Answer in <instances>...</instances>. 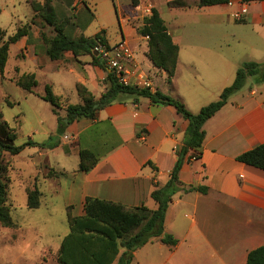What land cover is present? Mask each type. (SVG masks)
<instances>
[{
  "label": "crops",
  "instance_id": "crops-1",
  "mask_svg": "<svg viewBox=\"0 0 264 264\" xmlns=\"http://www.w3.org/2000/svg\"><path fill=\"white\" fill-rule=\"evenodd\" d=\"M170 1L135 0L133 4L132 0H84L86 7L77 1L81 15L88 16L81 19L77 37L84 35L96 21L99 29L85 37L104 31L109 46L125 41L133 56L129 65L132 78L144 75L151 91L158 90L179 100L196 114L209 103L206 94L220 95L232 84L236 70L245 62L229 52L231 40L237 39L230 29L237 25H232L230 19L254 36L253 41L244 43L245 54L252 57L247 62L264 63V1L228 0L226 4L202 8L197 6L199 0H184L188 4L185 8L168 7ZM240 6H245L247 12L237 21L232 14ZM152 9L158 12L178 48L170 82L166 73L148 60L147 39L137 32ZM115 23L119 34L110 38L104 29ZM188 23L197 25L192 34L185 32ZM27 40L20 43L24 45ZM241 41L237 39L239 44ZM34 47L23 58L31 57L33 61V70L29 73L36 79L47 77L44 87H50L62 107L81 103L77 85L85 87L95 99L105 91L109 69L91 65L90 56L75 59L67 52L61 59L50 61L34 53ZM187 124L173 106L152 104L148 98L113 102L100 109L94 119L82 118L66 127L60 138L67 141L63 154L66 158H75L76 166L72 170L62 164L58 168L50 165L49 154L53 150L38 148L27 154L35 166V160L40 162L36 177L32 173L28 176L29 187H36L43 198L47 194L46 186L45 189L41 186L49 183L52 195H65L70 214L76 209L77 214H71L72 217L83 215L86 198L125 208L144 206L155 210L157 205L150 195L155 187L161 188L167 183ZM203 130L200 158L187 160L188 152L178 178L184 187H202L206 193L177 192L166 211L164 232L178 243L170 247L159 239L153 241L167 249L170 256L179 255L178 250L184 248L197 252L184 255L181 262L178 256L175 264H245L248 252L264 244V171L239 163L236 157L264 145V82L249 84L247 89L230 96L206 121ZM54 131L49 135H54ZM80 150L89 151L97 158L88 172L78 171ZM50 170L59 175L46 178ZM181 211L189 213L191 231L181 230L180 226L168 230L167 222H175ZM190 232L193 235L188 239ZM19 259L21 264L27 262L22 255Z\"/></svg>",
  "mask_w": 264,
  "mask_h": 264
},
{
  "label": "trees",
  "instance_id": "trees-1",
  "mask_svg": "<svg viewBox=\"0 0 264 264\" xmlns=\"http://www.w3.org/2000/svg\"><path fill=\"white\" fill-rule=\"evenodd\" d=\"M55 0L27 1L33 18L38 16L42 21L53 29L55 33L51 39H42L45 45L44 54L50 61H56L63 57L64 53L70 52L75 59L80 56H90L91 65L106 68L101 62L99 55L95 56L94 49L100 44L108 48L104 38V31L96 33L92 37L80 35L77 38L68 36L58 23ZM80 1L85 7L84 0ZM135 4V0H132ZM243 3L260 2L264 0H241ZM228 3V0H199L197 6L210 7ZM168 7L185 8L188 4L184 0H172ZM92 18V15H90ZM88 22H91L92 19ZM138 34L147 39V58L152 66L166 73L167 81L174 76L178 48L173 44L167 32L164 21L155 9L145 17L142 25L138 28ZM29 27L18 28L13 36L7 38L0 45V75L4 73L7 62V54L10 45L16 44L23 38H29ZM257 77L258 84L264 82V63L244 62L236 70L232 84L226 87L219 98L203 106L196 114H192L179 100L173 99L158 90L151 91L149 88L123 86L118 83L114 74L110 71L106 75L107 87L98 99L81 85L76 86V91L81 99L77 105H68L64 110V117L60 118L57 109H60L59 99L54 96L50 87H44V95L40 99L52 107V113L57 117V131L60 136L72 122L85 118L94 119L97 112L113 102H122L127 99L148 98L152 104L173 106L188 124L184 133L182 147L177 152L178 159L170 173L167 183L152 191L151 199L156 203L155 210H149L144 206L125 208L112 202L96 198H86L83 203V215L72 217L67 215L68 233L62 238L58 252V264H133V252L144 246L152 239H159L164 245L175 247L178 243L172 235L164 232V217L173 196L182 191L183 193L199 192L206 193L202 187H184L178 178V174L187 153V160L200 158L199 152L205 137L203 126L215 113L226 103L231 95L239 91L248 77ZM35 75L23 73L16 81V85L27 93H33L37 87ZM0 115V154L7 153L11 156L19 154L25 147H40L45 145L27 142L22 146L15 145L16 135L8 124L1 120ZM67 120V124L63 123ZM55 145H49L54 147ZM79 172H88L97 162L94 154L86 150L78 153ZM1 159V157H0ZM236 161L244 165L264 171V145H258L236 157ZM6 168L0 160V226L11 228L13 226L10 217V204L6 188L8 185L5 176ZM26 207L35 210L40 206L41 194L36 187L26 191ZM69 210V209H68ZM245 264H264V244L248 252Z\"/></svg>",
  "mask_w": 264,
  "mask_h": 264
},
{
  "label": "rangeland",
  "instance_id": "rangeland-1",
  "mask_svg": "<svg viewBox=\"0 0 264 264\" xmlns=\"http://www.w3.org/2000/svg\"><path fill=\"white\" fill-rule=\"evenodd\" d=\"M27 1L30 0H0V45L8 37L13 36L18 28L29 27L30 29V36L24 45L23 42L20 43L19 41L17 44L10 45L8 49L4 73L2 76L0 75L1 120L5 121L14 130L16 135L14 143L16 146H22L27 142L43 144L45 146L41 149L47 152L53 150L49 154L51 166L58 168V164H62L61 166L72 170L76 166V161L74 157L66 158L63 154V145L67 141L60 138L61 136L58 134L57 117L52 113L50 104L40 99V96L44 95V83L47 77H37V87L33 89L31 94L16 85V81L21 74L29 73L33 70L31 57L23 59L28 50L35 46L34 53L45 56V45L42 39H51L55 35L53 29L47 26L41 18L38 16L33 18V13ZM36 1L41 2L43 0ZM77 1L55 0L52 3L55 7L58 23L62 26L64 32L72 38H76L80 33L78 26L81 19L88 17L85 14L81 15ZM230 23L237 25L231 26L230 29L232 34H235L236 38H240L242 41L239 44L237 39L231 40L229 52L234 53L235 56L247 62L252 57L247 55L248 53L245 54L244 43L253 41L254 36L248 30L238 26L241 24H235L232 19H230ZM99 26L96 21L92 22L90 27L84 32V35H92L99 29ZM195 26L197 25L188 23L185 26V32L194 33L192 31L196 30ZM104 30L107 31L110 38H115L119 34L120 29L115 23L113 27L106 25ZM94 53L97 54L95 50ZM256 81L257 77H248L240 90L247 89L249 84L257 85L258 82L256 83ZM132 83H134V80H132ZM206 96L209 103L219 98V95H212V92H208ZM59 105L60 109H57V114L58 117L63 118L65 115L63 109L65 107H62L60 102ZM53 131L55 132L54 135L50 136L49 134H53ZM51 144L55 146L49 147ZM65 147L67 148V145ZM38 148L40 147H25L24 150L15 156L4 152L0 154L1 164L6 168L5 176L8 180L6 192L8 204H10V217L13 222L11 228L0 226V264H21L20 255L27 259L24 264H58L57 252L62 238L69 231L67 224L69 210L67 209L66 197L64 194L52 195L49 183L43 185L40 181L42 188L45 189L46 186L45 193L47 194L40 198L39 208L30 210L26 207V191L33 189L29 187L31 180H29L28 176H31L32 173V177H36L35 173H37V167L40 163L35 160V166L27 158V154ZM58 175L57 172L50 170L46 178L50 179ZM71 212L73 216L77 214L75 208ZM189 216L187 211H181L175 222L170 220L167 222L166 228L173 230L180 226L181 230L191 231ZM192 235L190 232L188 239H191ZM188 243H191V240ZM181 250H178L179 255L170 256V252L167 249L160 247L152 239L133 252L132 263L175 264L178 256L180 258L179 262H181L184 259V255L192 253L186 251L185 248ZM192 254L196 255L197 252ZM36 258L37 263L35 261ZM203 260L208 263L206 258H203Z\"/></svg>",
  "mask_w": 264,
  "mask_h": 264
},
{
  "label": "built area",
  "instance_id": "built-area-1",
  "mask_svg": "<svg viewBox=\"0 0 264 264\" xmlns=\"http://www.w3.org/2000/svg\"><path fill=\"white\" fill-rule=\"evenodd\" d=\"M228 5L231 6L232 4L229 3ZM246 12V7L240 6L232 14V18L239 21L243 18ZM94 50L97 55H99L101 62L106 68L114 74V77L119 84L123 86L149 88L150 83L144 75H137L135 79L132 78L129 65L132 63L133 56L125 41L121 40L113 46L108 45V48L98 44ZM132 80H134V83H132Z\"/></svg>",
  "mask_w": 264,
  "mask_h": 264
},
{
  "label": "water",
  "instance_id": "water-1",
  "mask_svg": "<svg viewBox=\"0 0 264 264\" xmlns=\"http://www.w3.org/2000/svg\"><path fill=\"white\" fill-rule=\"evenodd\" d=\"M95 56H97V54H95ZM63 123L67 124V120L66 119H63Z\"/></svg>",
  "mask_w": 264,
  "mask_h": 264
}]
</instances>
